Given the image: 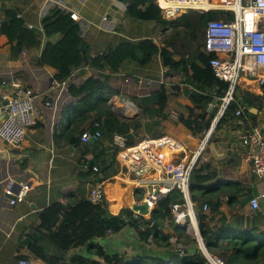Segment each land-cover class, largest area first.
<instances>
[{
    "label": "crops",
    "instance_id": "1",
    "mask_svg": "<svg viewBox=\"0 0 264 264\" xmlns=\"http://www.w3.org/2000/svg\"><path fill=\"white\" fill-rule=\"evenodd\" d=\"M54 5L77 12L80 33L89 42L92 55L114 49L122 42L152 39L158 49L145 63L129 57L118 71L103 70L105 74L110 73L109 83L122 92L111 97L109 102L122 118L141 116L142 130L146 135L167 134L182 142L191 132L175 120L178 110L188 102L187 86L194 85L181 72L165 68L160 58L164 38L174 31L172 26L157 25L151 20L133 16L128 12V3L122 0H0V104L6 102L5 94L12 92L13 83L19 82L34 88L39 109L37 122L28 128L20 146H8L0 137V264H19L20 256L32 259L35 264H47L30 249V244L38 237L52 249L51 242L44 236L48 225L42 220V211L49 205L60 201L64 210H68L69 205L80 198L81 192L91 202L90 188L98 183L104 188L108 208L114 214L123 207L132 208L133 202L142 201L145 196L143 182H139L136 174L118 160L122 146L117 144V137L103 134L94 142H83L79 133L75 134L74 140V134L69 132L71 128L78 129L73 125L78 98L71 93V84L79 85L91 76H99L100 71L91 66H81L63 83L56 85L53 81L57 80V70L38 62L49 37L44 35L39 47L21 49L16 41L10 42L8 36L1 32L4 20H8L9 9L24 16L30 27L42 29V19ZM58 36L50 39L56 40ZM174 45L181 49L183 39L174 40ZM200 50L204 51V47ZM173 56L176 60L182 57L178 53ZM163 83L169 93V108L162 114L159 111L147 114L134 98L149 96ZM244 88L264 96V84L257 78H243L238 85L237 98ZM47 100L53 104H46ZM243 106V116H229L223 129L212 134L205 162L212 161L219 169V180L225 183L238 181L244 191L231 198V202L228 195L210 201L220 204L226 221L238 212L245 216V227L233 231V235L249 236L253 232L256 237L263 238L264 176L253 171L248 157L249 145L243 143L242 136L255 127L264 133V100L260 108ZM165 113H169V117ZM164 149L168 157L176 150L169 145ZM94 165L99 167V171L93 169ZM161 177L159 172H149L143 179L155 178L164 182ZM15 181H29L31 187L24 200L11 205L6 188ZM255 196L260 200L257 209L250 206V200ZM200 207L201 202L197 203V209ZM63 214L61 212L60 216ZM208 221L209 227L214 229L225 222L218 216ZM159 229L163 234L181 236L190 250L198 247L194 236L172 219L160 223ZM95 241L103 246L106 253L125 254L129 259L140 253H154L165 255L168 262L172 253L170 244L166 247L155 241L143 240L131 224L118 232H107ZM87 245L70 248L67 257L76 252L86 257H97ZM167 249L171 250L168 254ZM225 254L227 260L232 258L234 264H262V260L256 262L244 260L241 255L230 256L231 252Z\"/></svg>",
    "mask_w": 264,
    "mask_h": 264
},
{
    "label": "trees",
    "instance_id": "2",
    "mask_svg": "<svg viewBox=\"0 0 264 264\" xmlns=\"http://www.w3.org/2000/svg\"><path fill=\"white\" fill-rule=\"evenodd\" d=\"M122 1L128 3V12L133 16L151 20L157 25L173 27L174 31L164 38L163 46L160 48L162 64L165 68L181 72L194 85L187 86L188 102L184 108L178 110L175 122L182 124L195 134L205 132L211 127L218 110V106H215L208 112L209 103L222 96L228 86L225 81L218 79L211 70L209 65L211 54L200 49L205 45L208 21L224 16L231 17V11L225 13L224 10H212L208 13H201L193 10L192 14H188L186 11L174 19H166L157 0ZM7 16L8 22L2 24L1 32L8 36L10 42L16 41L19 48L39 47L42 44L43 36L49 37L44 44L38 62L54 67L57 70V80L65 81L74 70L81 66H91L100 71L99 76H91L79 85L72 83L70 86L71 93L78 98V107L73 118V125L78 129L69 128V132L72 131L74 134V140L76 133L81 134L96 119L100 121V128L104 135L112 138L119 137L123 140L124 145L121 149L136 145L145 138H158L163 135H146L142 130L141 116L140 118H122L113 110L109 99L122 92L109 83L110 73L103 72L106 68L110 72L118 71L129 57L145 63L158 49L152 39L122 42L114 49L110 48L102 53L92 55L89 51V42L80 33V23L71 17V12L59 5H54L50 12L43 17L42 29L30 27L26 18L17 15L12 9L7 11ZM57 34L59 35L58 39H50L51 36ZM178 38L183 39L181 49L174 45V40ZM148 47L149 49H147ZM175 53L181 54V59L176 60L173 56ZM168 94V89L163 83L149 96L135 97L134 100L138 101L139 106L147 114L153 115L158 111L162 114L169 108ZM238 95L240 98L230 104L226 113L217 122L214 134L223 129L229 116L236 114L240 104L260 108L264 100L262 94L247 88L240 91ZM166 115L170 114L165 113ZM219 178V169L212 161L205 162V160L200 168L193 170L191 176V196L196 203V217L206 247L211 253L222 255L226 260L225 253L231 252L230 256L241 255L244 260L256 262L262 260V264H264V237L258 238L253 232L249 236L233 235V231L245 227V216L238 212L226 221L225 214H222L223 212L220 210V204L210 201L228 195L231 202V198L233 199L244 191L238 181L233 180L225 183ZM83 196L84 193L81 192L80 198L69 205V211L64 210V205L60 201L49 205L42 211V220L44 224L48 225L44 236L51 242L52 249L37 237L34 242H31L30 249L38 257L47 264H170L166 261V256L162 254L140 253L129 259L125 254L106 253L103 246L95 240L104 236L108 230L118 232L131 224L138 230L143 240L148 241L152 236L156 243L169 246L170 235L163 234L159 229V224L172 219V205L182 196L179 189H173L156 203L150 219L145 216H141L140 219H132L134 211L130 207H123L116 214L111 213L106 198L101 204H96ZM200 202L201 207L197 209V203ZM206 202L209 205L207 209H204ZM61 212H64L63 216H60ZM215 216L225 221L217 226V229L209 227L208 224L209 218ZM149 221L154 222L152 227L149 226ZM141 223L146 224L144 229L140 227ZM85 243L97 257H86L78 252L67 257L70 248ZM194 243L197 241L195 240ZM166 251L167 254L171 252L170 249ZM227 262L234 264L232 258ZM174 264L208 263L202 249L197 247L191 250L187 248V253Z\"/></svg>",
    "mask_w": 264,
    "mask_h": 264
},
{
    "label": "built area",
    "instance_id": "3",
    "mask_svg": "<svg viewBox=\"0 0 264 264\" xmlns=\"http://www.w3.org/2000/svg\"><path fill=\"white\" fill-rule=\"evenodd\" d=\"M54 2L55 0H47ZM158 5L166 19H174L187 10L208 13L212 10L231 11L230 16L211 19L206 26L205 50L211 54L209 65L214 75L227 83L225 93L211 101L208 112L218 106L211 127L203 133L195 134L192 131L182 142L174 137L163 135L159 138H145L136 145L122 148L118 153V160L143 182L145 187L144 201L149 204L150 211L156 203L173 189L181 191V198L172 205V220L183 226L197 241L202 249L208 264H229L226 258L211 253L205 245L196 217V203L191 196V176L205 160L214 128L219 119L226 113L228 107L237 101V89L243 78H257L264 84V0H158ZM73 19H78L77 12H71ZM4 82H7L4 80ZM56 85L61 81L54 80ZM12 92L5 94L6 102L0 104V137L8 146H20L28 128L38 119L39 109L36 106L37 93L33 87L14 82ZM46 104H53L47 100ZM242 104L238 106L237 115L244 113ZM99 120H94L80 134L83 142L91 139L98 140L103 136ZM117 144L124 145L123 140L117 137ZM243 143L249 145L248 157L252 161V169L258 176H264V133L255 127L243 136ZM176 149L170 157L164 151L165 146ZM99 171L97 165L93 166ZM159 172L161 179L145 181L147 173ZM21 187L15 188L9 183L6 190L10 197V204L14 205L25 199L31 187L29 181H20ZM264 196V193L262 194ZM91 202L101 204L106 198L101 184H94L89 191ZM204 204V209L208 208ZM250 206L257 209L260 206L259 196L252 197ZM149 216L134 211L132 219ZM154 225L149 221V226ZM141 228L146 224L141 223ZM111 230H108L110 232ZM149 242H153L150 236ZM171 250L178 252L182 257L187 253L186 244L181 236L172 234L169 237ZM19 264H35L32 259L24 257Z\"/></svg>",
    "mask_w": 264,
    "mask_h": 264
},
{
    "label": "water",
    "instance_id": "4",
    "mask_svg": "<svg viewBox=\"0 0 264 264\" xmlns=\"http://www.w3.org/2000/svg\"><path fill=\"white\" fill-rule=\"evenodd\" d=\"M5 22H8V20H4ZM94 139H91L90 142H94ZM11 183V182H10ZM13 184L15 185V188H20L21 184L17 181L13 182ZM10 197H13L12 195H9ZM132 209L135 211H139L142 214H149L150 208H149V204L147 202H145L144 200L139 201V202H133L132 204ZM181 260V256L179 255L178 252H172L171 255L168 257V263L170 264H174L177 263Z\"/></svg>",
    "mask_w": 264,
    "mask_h": 264
},
{
    "label": "clouds",
    "instance_id": "5",
    "mask_svg": "<svg viewBox=\"0 0 264 264\" xmlns=\"http://www.w3.org/2000/svg\"><path fill=\"white\" fill-rule=\"evenodd\" d=\"M76 20V19H75ZM205 38H206V36H205ZM204 51L205 52H207L206 50H205V48H204ZM208 53V52H207ZM63 82V81H62ZM159 138V137H158ZM133 210V209H132ZM153 210V209H152ZM152 210H151V212H152ZM133 211H135V210H133ZM151 212L149 213V214H147V215H149V216H145L147 219H150V215H151ZM173 252V251H172ZM173 264V263H172Z\"/></svg>",
    "mask_w": 264,
    "mask_h": 264
},
{
    "label": "rangeland",
    "instance_id": "6",
    "mask_svg": "<svg viewBox=\"0 0 264 264\" xmlns=\"http://www.w3.org/2000/svg\"><path fill=\"white\" fill-rule=\"evenodd\" d=\"M187 12H188V14H192L193 13V10L192 11L191 10H187ZM168 32H171V29ZM171 124L174 125L173 122H171Z\"/></svg>",
    "mask_w": 264,
    "mask_h": 264
}]
</instances>
